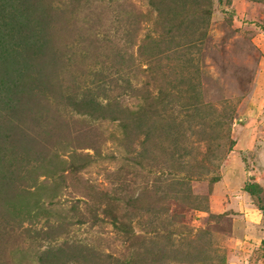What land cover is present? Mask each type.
<instances>
[{
  "label": "rangeland",
  "instance_id": "rangeland-1",
  "mask_svg": "<svg viewBox=\"0 0 264 264\" xmlns=\"http://www.w3.org/2000/svg\"><path fill=\"white\" fill-rule=\"evenodd\" d=\"M236 6L0 0V154L35 137L26 166L66 173L42 209L1 184L0 264H264L262 24Z\"/></svg>",
  "mask_w": 264,
  "mask_h": 264
},
{
  "label": "trees",
  "instance_id": "trees-1",
  "mask_svg": "<svg viewBox=\"0 0 264 264\" xmlns=\"http://www.w3.org/2000/svg\"><path fill=\"white\" fill-rule=\"evenodd\" d=\"M9 90L11 91V89H9ZM4 123H6L7 126L12 127L7 121H4ZM4 135H5L6 139H11V138H8V137H11V135H9L7 133H5ZM34 141H36L35 137H30V138L24 137V138H22V140L21 139L18 140L17 144L14 146L12 151H11V149H7L6 146H3L6 153L4 152L3 154L2 153L0 154V189L3 188V187H1V184L3 186L8 185L9 186L8 189L11 191L13 190V188L14 189L18 188V190L14 191L13 200H14V197L16 198V201H17L18 198H26V196L30 195V196H33L32 198H34V202H30V204L35 205L36 208H38V209H42L43 208V204L41 202L42 198H44V197L48 198V194L46 192L49 190L48 189L49 184L47 182L49 176L55 174L61 179L66 175V173L61 168L60 169L56 168L54 170L51 169L50 163L47 160L49 153H47L46 151L44 152L45 154L42 155L43 157L41 159L39 158L40 160L38 159L40 161L41 165L39 164L37 166H33V167L28 168V166H26V165L29 163V161L34 160V159H31V157L35 156V158H37V156H36L37 153H36V151H34L35 149L33 148V144L35 143ZM15 148H16V150H19V151H17V153L18 152L24 153L26 159H23V158L17 159L16 158V156L18 157L17 154H15V156L13 158L9 159L8 157L12 156V154H13L12 152L15 151ZM5 158H8L6 160L8 162L3 161ZM2 161H3V164H2ZM34 161H36V160H34ZM6 163L8 165H6ZM10 167H13V168L11 169ZM51 170L53 173L51 172ZM170 172H171L170 174L174 173L172 170H170ZM40 178H42V179L40 180ZM178 178H180V177H178L177 175H170V180H173V181H172V183H170L167 186H170L172 189H175V186H177L179 184L184 189L185 186L189 183L190 178L184 177V179H182V183L177 180ZM7 180H9V182ZM62 180L65 181V178H63ZM21 181L24 182L23 184H25V186L27 185V187L21 188V186H22ZM28 181H32V184L30 186L32 189H30ZM13 185H16L17 187H15V186L13 187ZM263 188L264 187L262 185L253 183L252 185L248 184L247 186H245L244 189L249 193V195L252 198H258L259 194L261 193ZM19 202H20V207H22V208H20L22 211L24 210V212L26 214H27V212L28 213L31 212V208H29V205H28L29 203H24V201L21 202V200ZM50 202H52V200H50ZM104 211H106L108 213V215L111 217L109 220L111 221L112 225L120 231L123 230V232H125V234L128 235V233L130 232L131 226L127 222H123V220L119 221V217L115 214L114 207L109 206L107 209L105 208ZM14 212H16V211H14ZM14 215H15V213H14ZM73 250L74 249H72L70 251H73ZM57 251L63 252L64 248L59 247L57 249ZM90 252H92V253H90ZM158 252L162 255L161 250H158ZM84 253H86V254L90 253L89 254L90 258H92L91 255H96V253L93 252V248L89 249L87 252L84 251ZM74 256L75 255L70 257V255H69L70 258H73ZM162 258L163 257L159 256V257H156V260H159Z\"/></svg>",
  "mask_w": 264,
  "mask_h": 264
},
{
  "label": "crops",
  "instance_id": "crops-1",
  "mask_svg": "<svg viewBox=\"0 0 264 264\" xmlns=\"http://www.w3.org/2000/svg\"><path fill=\"white\" fill-rule=\"evenodd\" d=\"M235 1H238L239 5L241 6L240 8L241 10H239V8L236 6V8H238L237 13L239 15H243L242 17L245 18V16L255 14V16L253 17L255 20V25L257 22H260L259 24H262V27H260L259 25L257 28L256 35L254 36V41L259 43L261 49H263L264 48V30H263L264 28V0H232V3H234ZM258 13H259V17L257 18ZM258 29H260V31ZM248 196L250 200V195Z\"/></svg>",
  "mask_w": 264,
  "mask_h": 264
}]
</instances>
